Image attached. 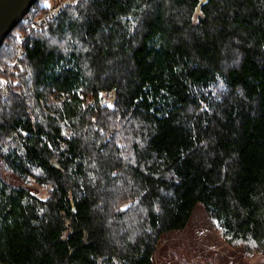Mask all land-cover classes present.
I'll return each mask as SVG.
<instances>
[{
  "label": "trees",
  "instance_id": "trees-1",
  "mask_svg": "<svg viewBox=\"0 0 264 264\" xmlns=\"http://www.w3.org/2000/svg\"><path fill=\"white\" fill-rule=\"evenodd\" d=\"M25 21L0 46V162L22 181L0 175L1 264H154L198 203L264 254V0H74Z\"/></svg>",
  "mask_w": 264,
  "mask_h": 264
},
{
  "label": "rangeland",
  "instance_id": "rangeland-1",
  "mask_svg": "<svg viewBox=\"0 0 264 264\" xmlns=\"http://www.w3.org/2000/svg\"><path fill=\"white\" fill-rule=\"evenodd\" d=\"M65 1L68 0H48L49 8L42 14L33 17L37 19L48 13L51 8L62 5ZM23 19L28 21L27 16ZM21 35L23 34H19L20 39ZM15 71L13 69L11 74ZM113 97L114 95L107 96L106 105L111 104ZM0 175L13 184L22 183L21 179L7 173L1 162ZM25 185L38 193H44L33 183ZM154 264H264V254L250 257L244 254L243 250L228 244L220 231L213 226L203 204L198 203L185 229L163 236L155 253Z\"/></svg>",
  "mask_w": 264,
  "mask_h": 264
},
{
  "label": "water",
  "instance_id": "water-1",
  "mask_svg": "<svg viewBox=\"0 0 264 264\" xmlns=\"http://www.w3.org/2000/svg\"><path fill=\"white\" fill-rule=\"evenodd\" d=\"M37 0H0V46Z\"/></svg>",
  "mask_w": 264,
  "mask_h": 264
},
{
  "label": "built area",
  "instance_id": "built-area-1",
  "mask_svg": "<svg viewBox=\"0 0 264 264\" xmlns=\"http://www.w3.org/2000/svg\"><path fill=\"white\" fill-rule=\"evenodd\" d=\"M74 0H68L65 1L62 5H59L57 7H53L49 10L48 13L44 14L43 16L35 19L32 15L31 16H27L28 17V23L31 24L32 30H41L44 25L46 24V22L48 20H50L51 18L55 17L57 15V13L67 4L73 3ZM25 40L24 35H21V42L23 43ZM23 50L22 48L19 49V53H18V59H20V57L22 56ZM16 65L18 64V60L15 63ZM9 86L10 84H5V86L3 87V90L0 92V96H8L9 95ZM107 99L105 97H102V103L106 104ZM113 102V101H112ZM111 102V104H112Z\"/></svg>",
  "mask_w": 264,
  "mask_h": 264
},
{
  "label": "bare ground",
  "instance_id": "bare-ground-1",
  "mask_svg": "<svg viewBox=\"0 0 264 264\" xmlns=\"http://www.w3.org/2000/svg\"><path fill=\"white\" fill-rule=\"evenodd\" d=\"M7 84H9V83H7ZM10 92V91H9ZM10 94V93H9Z\"/></svg>",
  "mask_w": 264,
  "mask_h": 264
}]
</instances>
